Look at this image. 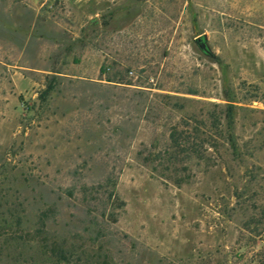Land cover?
Instances as JSON below:
<instances>
[{
  "label": "rangeland",
  "instance_id": "1",
  "mask_svg": "<svg viewBox=\"0 0 264 264\" xmlns=\"http://www.w3.org/2000/svg\"><path fill=\"white\" fill-rule=\"evenodd\" d=\"M0 264H264V0H0Z\"/></svg>",
  "mask_w": 264,
  "mask_h": 264
},
{
  "label": "water",
  "instance_id": "2",
  "mask_svg": "<svg viewBox=\"0 0 264 264\" xmlns=\"http://www.w3.org/2000/svg\"><path fill=\"white\" fill-rule=\"evenodd\" d=\"M201 41L204 42V44L202 45V49H203L208 55H210V56L213 57L214 54H212V52L210 51V48H209V47L207 46V44H206L207 41H208L207 37L204 36L203 38H199V39L197 40V42H201ZM23 139H24V136H22V135H19V136L16 138V145H15L14 148H13L14 151H16V150L19 149V147H20L21 144H22Z\"/></svg>",
  "mask_w": 264,
  "mask_h": 264
},
{
  "label": "trees",
  "instance_id": "3",
  "mask_svg": "<svg viewBox=\"0 0 264 264\" xmlns=\"http://www.w3.org/2000/svg\"><path fill=\"white\" fill-rule=\"evenodd\" d=\"M55 87H56V78L53 77L51 81L47 83V88L42 93V99L45 100L47 96H49V94L54 91Z\"/></svg>",
  "mask_w": 264,
  "mask_h": 264
},
{
  "label": "flooded vegetation",
  "instance_id": "4",
  "mask_svg": "<svg viewBox=\"0 0 264 264\" xmlns=\"http://www.w3.org/2000/svg\"><path fill=\"white\" fill-rule=\"evenodd\" d=\"M199 44H201V46L204 44V42L203 41H201ZM205 52V51H204Z\"/></svg>",
  "mask_w": 264,
  "mask_h": 264
}]
</instances>
